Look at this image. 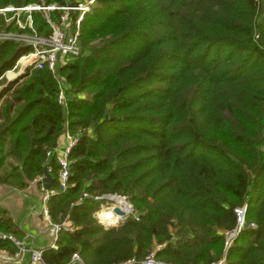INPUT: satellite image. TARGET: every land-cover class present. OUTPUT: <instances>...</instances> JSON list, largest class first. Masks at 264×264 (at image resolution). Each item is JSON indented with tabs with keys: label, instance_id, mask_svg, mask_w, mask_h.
Returning <instances> with one entry per match:
<instances>
[{
	"label": "trees",
	"instance_id": "obj_1",
	"mask_svg": "<svg viewBox=\"0 0 264 264\" xmlns=\"http://www.w3.org/2000/svg\"><path fill=\"white\" fill-rule=\"evenodd\" d=\"M12 13L0 12V30L29 31ZM31 15L39 33L51 30L42 9ZM79 42L55 71L30 65L8 80L31 45L0 38V183L22 189L47 166L49 218L73 226L43 249V264H69L74 251L83 264H138L151 250L169 264H264V0H95ZM66 127L77 141L61 189L47 152ZM111 193L132 210L106 225L95 212ZM0 230L22 237L2 205ZM1 250L18 245L0 237Z\"/></svg>",
	"mask_w": 264,
	"mask_h": 264
},
{
	"label": "built area",
	"instance_id": "obj_2",
	"mask_svg": "<svg viewBox=\"0 0 264 264\" xmlns=\"http://www.w3.org/2000/svg\"><path fill=\"white\" fill-rule=\"evenodd\" d=\"M95 0H65L63 3H49V4H41V3H29L26 5L14 6V5H5L0 7V12L4 13L6 11H13L12 15L6 17L8 21L10 18H14L15 22L21 28L28 27L29 31H19V30H0V38L1 39H15L18 41H23L31 45V49L23 54H21L15 65L7 69L4 75L10 79L15 74V69L19 66L20 68H26L27 66H34L39 68H48L51 71H55L59 65L64 64L69 57L78 55L81 50L80 42H79V34H80V21L83 18L85 12H87ZM32 9H42L44 11V15L46 17L47 22L51 26V30L46 33H39L35 27L33 26V20L31 15ZM61 10L58 14L57 19H54L50 12L52 10ZM26 11V15L24 17L21 16V12ZM9 71H13V75H9ZM62 82V81H61ZM63 84L60 83L57 99L58 102L65 108H67V96L65 94ZM64 134V143L60 146L56 143V146L53 147L52 151H48L50 154L52 152L55 153L56 159L60 165L59 170V181L60 188L64 189L67 186V178L69 175V152L71 147L77 141V134L72 133L66 127L63 132ZM42 176H39L41 179ZM42 193V206L41 212L42 214L48 218L51 229L54 232V237H57V233L60 228H68L73 229L71 221L65 218L62 222H52L49 218V211L47 201L52 190L49 188H45L44 185H41ZM87 195V192L83 193ZM116 195V194H115ZM109 201L105 203H101L100 208L95 212L96 216L99 218L101 222L106 225L114 224L118 218L113 222H108L101 215L100 212L105 209L112 210V206L118 204L121 206L119 202L116 201V198L113 194L105 195ZM126 200L125 196L117 195ZM115 198V199H114ZM115 200L116 202H112ZM127 201V200H126ZM130 205V203L128 202ZM245 207L243 204L241 206H236L234 209L237 214V224L233 229H224L223 234L225 237L224 240V248L226 249L237 232L243 227L245 222ZM121 208H123L121 206ZM125 210V208H123ZM132 210V206L130 205V209ZM129 210H125L129 213ZM251 225H255L254 222H251ZM1 238H9L13 240L18 245V251H16L13 255H2L0 252V260L1 258H18L19 253L22 250L21 240L12 233L3 232L0 230ZM53 246H56L55 243H52ZM43 249L41 248H32L30 251V259L28 264H43L42 258ZM71 261L82 263V259L77 251H74L71 255ZM225 257L222 256L217 260L211 262L210 264H224ZM117 264V263H112ZM118 264H137L134 258H127ZM138 264H169L161 260H157L155 258L154 250H151L146 256L138 263Z\"/></svg>",
	"mask_w": 264,
	"mask_h": 264
},
{
	"label": "crops",
	"instance_id": "obj_3",
	"mask_svg": "<svg viewBox=\"0 0 264 264\" xmlns=\"http://www.w3.org/2000/svg\"><path fill=\"white\" fill-rule=\"evenodd\" d=\"M64 139V134L61 133L58 136L56 143L62 146L64 143ZM38 179L31 180L29 184L22 189L6 183H0V205L8 210L13 221L20 228L22 237L18 238L21 240V242L23 240H28L31 237L29 233H31V235H35V238L44 246L54 247L52 243L56 242V238L54 237V234H50V231L52 229L50 227L48 218L42 214L41 209L39 208H36L31 212L28 211L33 206L34 200L42 197L43 191L38 183ZM0 252L2 253V255H13L15 253L14 252L13 254H11L6 250H1ZM21 254L22 250L19 253L18 258L2 257L0 260V264H2V260L7 262L18 260L21 257ZM74 263L83 264V262H75L71 261L70 259L69 264Z\"/></svg>",
	"mask_w": 264,
	"mask_h": 264
},
{
	"label": "water",
	"instance_id": "obj_4",
	"mask_svg": "<svg viewBox=\"0 0 264 264\" xmlns=\"http://www.w3.org/2000/svg\"><path fill=\"white\" fill-rule=\"evenodd\" d=\"M52 179H53V177H52L51 173L48 171L47 166H44V175L42 176L41 180H42L45 188H47V189L50 188ZM116 195H118V194H116ZM130 205H131V203H130ZM41 206H42V197H39L37 200H34L33 206L28 211L31 212L32 210H34L36 208L41 209ZM111 209L114 213H116L120 217H123L128 213L123 208H121V206L118 204H115L114 206H112ZM50 234L51 235L54 234L53 230L50 231ZM29 235L31 237L28 240H23L21 242V245H22L21 257L18 260H15L12 262H7V261L2 260V264H28L29 259H30V251L32 248L44 249L47 247V246H44L40 241H38L35 238V235H31V233H29ZM74 264H78V263H74Z\"/></svg>",
	"mask_w": 264,
	"mask_h": 264
},
{
	"label": "bare ground",
	"instance_id": "obj_5",
	"mask_svg": "<svg viewBox=\"0 0 264 264\" xmlns=\"http://www.w3.org/2000/svg\"><path fill=\"white\" fill-rule=\"evenodd\" d=\"M14 72L13 71H9V75H13ZM115 198H116V201L119 202L121 204V206L123 208H125V210H129L130 209V205L127 203L128 201H126L125 199H123L122 197L120 196H117L115 195ZM100 215L103 217V218H106L105 220H107L108 222H113L116 220L117 216L116 214H114L112 212V210H102L100 212Z\"/></svg>",
	"mask_w": 264,
	"mask_h": 264
},
{
	"label": "rangeland",
	"instance_id": "obj_6",
	"mask_svg": "<svg viewBox=\"0 0 264 264\" xmlns=\"http://www.w3.org/2000/svg\"><path fill=\"white\" fill-rule=\"evenodd\" d=\"M52 15V14H51ZM25 70V68H20L19 66L14 70L15 71V74H14V76L12 77V78H10V79H14V78H17V76L20 74V73H22L23 71ZM8 79V78H7ZM9 80V79H8ZM21 80H23L22 78H21ZM21 80L20 81H17L16 82V84L15 85H17V84H19L20 82H21ZM4 84V83H3ZM3 84L2 85H0V87L1 86H3ZM0 100H1V98H0ZM113 196L115 197V194L113 193ZM115 199V198H114ZM112 202H116L115 200H112ZM128 203V202H127ZM131 210H129V212H130ZM119 219H121L120 218V216H118V218H117V220H116V222L119 220Z\"/></svg>",
	"mask_w": 264,
	"mask_h": 264
}]
</instances>
